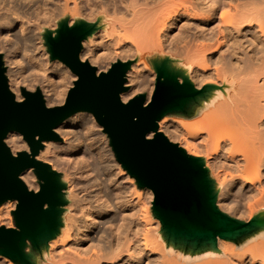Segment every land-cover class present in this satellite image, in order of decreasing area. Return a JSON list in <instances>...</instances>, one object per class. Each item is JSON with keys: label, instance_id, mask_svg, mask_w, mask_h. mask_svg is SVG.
<instances>
[{"label": "bare ground", "instance_id": "6f19581e", "mask_svg": "<svg viewBox=\"0 0 264 264\" xmlns=\"http://www.w3.org/2000/svg\"><path fill=\"white\" fill-rule=\"evenodd\" d=\"M66 17L70 25L86 19L98 23L80 52L98 73L118 59L134 60L123 102L141 92L147 93L146 102L151 99L156 73L145 58H165L202 91L189 111L192 120L164 128L172 140L183 139L188 154L203 155L209 177L216 178V207L229 231L179 236L158 221L150 229L148 205L145 215H138L145 206L142 199L140 207L134 179L125 184V172L99 139L94 116L78 112L55 128L63 143L43 142L38 156L62 175L71 201L61 208L55 238L43 245L45 261L264 264V0H0V52L17 100L24 98V87L40 86L48 106L64 103L77 76L47 57L43 36L46 28L56 35L59 18ZM5 142L14 154L29 151L17 131ZM20 178L29 189H39L33 169ZM146 194L151 204L153 193ZM16 204L0 209V225L11 227ZM103 218L109 224L106 236ZM98 229L104 233L96 242L92 235ZM31 257L23 264H40ZM0 264L14 263L2 255Z\"/></svg>", "mask_w": 264, "mask_h": 264}, {"label": "water", "instance_id": "95a60500", "mask_svg": "<svg viewBox=\"0 0 264 264\" xmlns=\"http://www.w3.org/2000/svg\"><path fill=\"white\" fill-rule=\"evenodd\" d=\"M85 21L59 23L56 35L44 37L52 60L64 63L77 76L63 104L48 106L40 90L11 91L0 53V206L16 201L15 226L0 225V255L26 263L27 242L39 249L59 231L65 203L60 173L37 159L43 142L59 140L55 128L78 112L91 113L107 134L117 162L140 188L153 193V211L170 233L183 236L229 231L216 207L217 195L201 158L187 154L159 131L169 113L184 112L202 91L194 89L168 60L155 64L152 97L139 94L123 102L126 74L132 61H116L107 71L80 59L82 42L95 31ZM180 78L182 81H180ZM10 131L19 132L29 151L14 154L6 144ZM153 132L152 137L148 134ZM33 169L39 182L31 190L20 175ZM232 229V227H230Z\"/></svg>", "mask_w": 264, "mask_h": 264}, {"label": "rangeland", "instance_id": "374dc122", "mask_svg": "<svg viewBox=\"0 0 264 264\" xmlns=\"http://www.w3.org/2000/svg\"><path fill=\"white\" fill-rule=\"evenodd\" d=\"M69 17H66V18H59V23H62V22H65V21H68L69 22ZM80 21H85V22H87V23H89L90 25H94L95 26V31H97L98 30V26L99 25H97L98 23H96L94 20H80ZM49 31H52V29L51 28H46L45 29V31H44V35L47 33V32H49ZM57 31V30H56ZM55 31V32H56ZM43 44H44V46H45V48H46V50H48L47 52L49 53V54H47V57L48 58H50L51 59V54H50V52H49V49H48V46H47V44H46V41H45V37L43 36ZM1 53V52H0ZM2 55H3V53H1ZM164 60H166L165 58H158V59H149V58H145V62H146V64H148V69H150L151 71H153V72H155L156 73V71H155V64L157 63V64H159L160 62H162V61H164ZM3 61H4V58H3ZM85 61H87V62H89L88 60H85ZM117 61H121V59H118ZM127 61H132V63L134 62V60H132V59H128ZM116 62V61H115ZM115 62H112V63H115ZM135 62H140V61H138V59L137 60H135ZM90 63V62H89ZM91 64V63H90ZM4 65H5V67H6V75H7V70H8V66L5 64V61H4ZM23 65H25V64H23ZM92 66H94V67H96L97 68V70H98V66L97 65H93V64H91ZM112 65V64H111ZM111 67V66H110ZM109 67V68H110ZM25 69L27 68V67H24ZM69 68V67H68ZM172 70H175V71H177L175 68H173V67H170ZM134 68L133 67H130L129 68V70L127 71V74L129 73V71L130 70H133ZM69 70H70V68H69ZM108 70V69H107ZM107 70H105V71H107ZM71 71V70H70ZM103 72H104V70H102ZM101 71V72H102ZM72 72V71H71ZM28 72L26 71V74H27ZM73 73V72H72ZM74 74V73H73ZM126 74V78H128L127 75ZM7 77H8V81H9V76L7 75ZM77 79V78H76ZM180 81H182V79L180 78ZM75 82V81H74ZM154 82L156 83V76H155V80H154ZM74 84V83H73ZM9 86H10V84H9ZM125 86L127 87V90L126 91H124L122 94H124V93H126L128 90H129V87H128V85H127V81H126V83H125ZM71 87H73V86H71ZM23 89H25V90H29V91H37V90H40L41 91V93L43 94V97H44V99H45V101H46V95H45V93H44V91H43V89H41V87L40 86H38L35 90H30V89H27V88H23ZM154 89H155V87H154ZM12 91V90H11ZM13 92V91H12ZM14 93V92H13ZM15 94V93H14ZM68 94V93H67ZM121 94V95H122ZM139 94H144L145 96H146V92H141V93H138V94H136L135 96H137V95H139ZM135 96H133V97H135ZM132 97V98H133ZM132 98H130V99H132ZM129 99V100H130ZM146 99H147V96H146ZM128 100V101H129ZM195 100H193V102H194ZM191 103V105H188V107L185 109V111L184 112H174V113H169V114H167L165 117H163L159 122H158V126H159V131L160 132H162L168 139L170 138L169 137V134L165 131V128H164V124L165 125H167V124H169L170 122H173L175 125L177 124L178 126H179V128H180V123L178 124V122L177 121H179L180 122V120H181V122H184V120L185 121H189V120H192L193 118H192V116H191V113H189V111H191L192 109H191V107H193V105H194V103ZM60 105V104H59ZM54 106H57V105H54ZM191 109V110H190ZM95 118V117H94ZM96 120V119H95ZM173 120V121H172ZM177 120V121H176ZM177 122V123H176ZM96 123H97V121H96ZM160 123H161V126H160ZM189 123V122H188ZM192 123V124H191ZM194 122L193 121H190V124L193 126V125H196L195 123L193 124ZM96 125H98V127H95V129H96V131L99 133V139H100V137H101V139L100 140H102L101 142L103 143V144H105L104 146L107 148V149H109V151H111V154L113 155V157L115 158V155H114V152H113V150H112V148H111V146H110V141H109V138H108V136H107V134L104 132V130H103V127L102 126H100L98 123L96 124ZM176 125V126H177ZM177 126V127H178ZM101 127V128H100ZM198 126L196 125V127L195 126H193V128H197ZM193 128H190L191 130L193 129ZM100 129V130H99ZM99 130V131H98ZM189 130V129H188ZM188 130H186V131H184L185 132V134H186V132L188 131ZM191 130H189V132L191 131ZM193 131V130H192ZM194 132V131H193ZM188 133V132H187ZM191 134H193L192 132H190ZM189 133V134H190ZM58 134V133H57ZM105 134V135H104ZM187 135V136H190V135ZM58 136H59V140H57V141H54L56 144H62L63 143V141H64V138H63V136L61 135V134H58ZM171 139V138H170ZM169 139V140H170ZM179 140V141H178ZM200 139H197V141H199ZM170 141H172L173 143H176V144H178L180 147H182L184 150H185V148H184V141H183V139H180V138H177L175 141H174V139L172 140H170ZM181 141V142H180ZM196 141V143H198ZM25 142V141H24ZM25 144L27 145V143L25 142ZM44 145V144H43ZM27 147H28V145H27ZM28 149H29V147H28ZM24 149H20L19 151H23ZM26 151V150H25ZM186 151V150H185ZM40 154V153H39ZM188 154V153H187ZM190 155V154H189ZM39 156V155H38ZM38 156H37V159H38ZM193 156V155H192ZM195 157H198V158H201L202 160H203V155H198V156H195ZM116 159V158H115ZM38 160H41V161H44V162H46V163H48V161H46V160H43V159H38ZM117 161V160H116ZM49 164V163H48ZM120 165V164H119ZM121 166V165H120ZM121 168H122V166H121ZM122 170L125 172V174H123V176H127L128 175V173H127V171L126 170H124L123 168H122ZM60 176L62 177V175L60 174ZM125 176V184L128 182H130V181H127L128 179L130 180L131 178H133L134 179V181H135V183H136V186H137V189H138V191H140V196H141V198H140V200H141V205H140V207H143V206H145L144 208H140L141 210H139V211H141V212H138V215H141L142 213V215L144 216L145 214H144V212H146L145 210H143V209H145L146 208V206L148 205V207H147V209L146 210H148L149 211V213H148V211H147V215H145V220L147 221V223H148V226H149V224H150V229H151V225L153 226H155V221H158V222H160L157 218H155L156 216H155V214H154V211H153V205H152V202H153V200H152V202H151V204H149L148 203V198H147V194H146V191L148 190V188H140L138 185H137V182H136V180H135V178L134 177H132V176H130V174L126 177ZM128 178V179H127ZM210 179L212 180V182H213V187L215 186V184H216V178H215V176L213 175H211L210 176ZM62 181V180H61ZM63 182V181H62ZM64 183V182H63ZM127 183V184H128ZM67 187L68 186H66L65 185V188H64V190H63V195H64V199H65V203H64V205L62 206L63 208L62 209H64V208H66V207H68L70 204H71V201L69 202L68 201V198H67V196H68V189H67ZM214 193L217 195V197H218V195H219V192L216 190V186L214 187ZM144 194H146V195H144ZM147 198V199H146ZM142 199H143V206H142ZM15 202V200L14 201H6V202H4L1 206H0V209H3V208H5L6 206H10V205H12L13 203ZM145 202V203H144ZM68 204V205H67ZM17 205V204H16ZM16 208V207H15ZM14 208V209H15ZM119 212V211H118ZM120 213V212H119ZM140 213V214H139ZM142 216V217H143ZM147 217V218H146ZM148 217H150V219L148 218ZM105 218H107V217H105ZM105 219L103 218V220H101V222L103 221L104 222V224L106 225H104L103 223H101L100 224V229H101V231H105V234L103 235V233L102 232H100V229H98L97 231H96V233H95V235H92L93 236V239L96 241V242H98V240L100 239V235H103V236H106V234L107 233H109V230H108V223H106V221H104ZM152 220V221H151ZM2 224V223H1ZM103 224V225H102ZM5 226V225H4ZM15 226V222H14V218H13V215H12V225H11V227H14ZM153 226V227H154ZM7 227V226H6ZM104 227V228H103ZM152 227V228H153ZM106 228H107V230L108 231H106ZM101 234H100V233ZM100 234V235H99ZM99 237H98V236ZM55 238V236L52 238V239H54ZM98 238V239H97ZM52 239H50L47 243H45V244H43V245H46V244H48ZM155 241H157V240H155ZM154 242V241H153ZM155 244H157V242H155ZM43 245H41L40 246V248L39 249H36V248H34L33 246H32V244L30 243V242H27V246H26V248H25V253H27L28 255H29V257H31V256H33V257H31V259H33V258H37L38 260H39V262H40V264H48V261H45V259L42 257V253H41V251L43 250ZM160 246H158L157 247V245H156V248H159ZM155 250V251H154ZM159 251H160V249H158ZM157 250V251H158ZM153 251L154 252H156V249H155V246H154V249H153ZM2 255H0V257H1ZM6 257V256H5ZM8 258V257H7ZM8 259H10V258H8ZM14 264H23V262H21V261H15V260H12V259H10Z\"/></svg>", "mask_w": 264, "mask_h": 264}]
</instances>
